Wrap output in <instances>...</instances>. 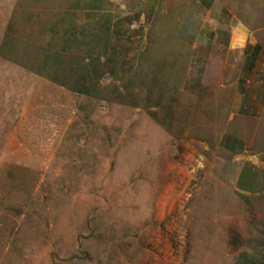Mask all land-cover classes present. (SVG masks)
<instances>
[{
    "label": "rangeland",
    "instance_id": "1",
    "mask_svg": "<svg viewBox=\"0 0 264 264\" xmlns=\"http://www.w3.org/2000/svg\"><path fill=\"white\" fill-rule=\"evenodd\" d=\"M96 1L62 23L76 0H0V264L243 263L264 227V116L246 125V156L232 160L217 142L238 122L232 83L188 94L178 81L193 80L190 62L177 80L176 54L161 55L173 30L153 21L173 0ZM221 2L264 46V0ZM91 15L124 35L109 44L118 71L99 77L101 98L28 61L55 22L59 32L77 23L84 42ZM99 45L71 48L86 66ZM247 174L263 183L246 188Z\"/></svg>",
    "mask_w": 264,
    "mask_h": 264
},
{
    "label": "crops",
    "instance_id": "2",
    "mask_svg": "<svg viewBox=\"0 0 264 264\" xmlns=\"http://www.w3.org/2000/svg\"><path fill=\"white\" fill-rule=\"evenodd\" d=\"M184 2L191 8L182 38L191 48L190 70L195 72L193 80L184 79V91L198 94L204 85L220 79L226 80L219 85L223 88L232 83V109L228 115L238 122L222 130L217 142L232 160H241L247 153L250 129L246 125L264 116V46L245 26L229 23V12L219 0ZM186 23L191 28H186ZM218 67L220 72L215 70ZM208 72L214 81H202L203 73L207 77Z\"/></svg>",
    "mask_w": 264,
    "mask_h": 264
},
{
    "label": "trees",
    "instance_id": "3",
    "mask_svg": "<svg viewBox=\"0 0 264 264\" xmlns=\"http://www.w3.org/2000/svg\"><path fill=\"white\" fill-rule=\"evenodd\" d=\"M81 1H83V6L85 8L90 5L91 1L93 2V5L94 3L96 4L98 2L96 0ZM81 1L76 0V3H73L72 6L68 7V9L63 10L62 23L66 22L64 20L65 17H69V15L73 14L69 13V11H74L80 7L79 4ZM221 1L223 0H219V2L223 5L224 3ZM189 8H191V6H189L183 0H173L170 9L165 11V13L161 10H159V12L156 11V16L153 21V26L159 27L162 30H165V27L168 26V29L171 28V30H173V32H171L174 37L173 38L171 35V38H173V43L171 47H167L164 50V53L161 55H164L168 52L176 54L177 59L174 61L173 66L175 69L173 71L176 73L173 75L177 78V80L179 77H183V73L180 71L182 68L185 69L187 67L190 57L191 48L182 38L185 30V18ZM93 10L101 11L102 8L100 9L98 6L97 8H93ZM27 19L30 22H35L37 15L35 13L30 14ZM88 20L91 22L85 23L86 26L90 28V30L85 32L86 38L84 42H82L81 34L77 33L76 31L79 29L77 23L70 24L69 28L63 29L61 32L54 28L57 25L56 22L53 25H49L48 28L46 27L47 30L45 31V34H50L48 40L45 37V34L41 36V38L46 41L44 46L35 52V58H33V55H31L33 52H30L29 55L31 56L29 57L30 60L28 61H32V64H34L35 68L32 69V71L36 75L45 77L53 83L59 84L61 86H66V88L72 92L101 98L103 95H100L101 91L98 87L100 84L99 77L103 75L115 77V74H117L118 71L115 65L116 54L113 50H109V47L112 44H110V42L113 41L114 43H120V41L124 40V35H118L115 38L111 37L109 35V26L107 28L105 25L102 26L100 22L92 18V15L89 16ZM188 25L191 28V24L189 23H186V28H188ZM100 27L105 28V31L100 32ZM98 41H100L99 46L102 49H99L100 51L96 53V56H91L88 54L90 56V64L84 66L85 64H82V52L75 54V51L71 48V46L76 49L81 47L82 43L85 46H88L90 44L94 45ZM3 45L2 48H4ZM54 45L57 47H54ZM143 48H146V46ZM72 55H77L75 57L79 59V63L77 60H75L77 64L70 68L71 71L75 72L74 74L68 72L64 65L67 57L74 59ZM161 55L160 58H162ZM80 64L82 65L80 66ZM177 65L178 67H175ZM120 72H122V70ZM178 82H180V85H182L184 81L182 80ZM245 179V185H247L246 188L248 189H252L253 186L256 187L263 183L261 180H253L249 174L246 175ZM239 260L243 261L241 264H264V227H262L261 230L257 232L252 251L250 253L246 251L242 252L239 255L238 262Z\"/></svg>",
    "mask_w": 264,
    "mask_h": 264
}]
</instances>
